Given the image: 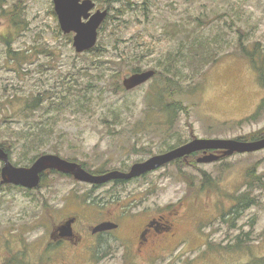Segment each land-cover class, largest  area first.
<instances>
[{
  "label": "rangeland",
  "instance_id": "rangeland-1",
  "mask_svg": "<svg viewBox=\"0 0 264 264\" xmlns=\"http://www.w3.org/2000/svg\"><path fill=\"white\" fill-rule=\"evenodd\" d=\"M94 1L109 10L100 56L75 50V33L62 31L53 0H4L0 146L15 166L58 153L90 172L128 171L195 138L264 135V0ZM170 64L179 70L170 83L182 106L173 113L148 106L173 78ZM133 67L158 74L127 90ZM223 152L207 151L220 158L206 163L199 151L125 183L93 185L48 170L32 190L1 185L0 159V264H63L46 250L52 226L83 208L121 205L156 214L179 207L185 243L155 264H264V148ZM103 251L113 252L68 260L149 263L125 260L116 245Z\"/></svg>",
  "mask_w": 264,
  "mask_h": 264
},
{
  "label": "water",
  "instance_id": "water-1",
  "mask_svg": "<svg viewBox=\"0 0 264 264\" xmlns=\"http://www.w3.org/2000/svg\"><path fill=\"white\" fill-rule=\"evenodd\" d=\"M53 2L62 31L66 34L75 33L73 37L75 50L82 53L94 48L98 42L99 29L107 18L109 10L96 9L97 3L94 0H53ZM155 75L156 70L154 69L134 72L124 78L123 85L127 90H132L147 83ZM263 148L264 137L250 141L195 138L165 153L137 162L128 171L111 170L102 174H94L85 169L81 163L67 160L58 154L52 153L39 156L31 166H15L11 162L7 151L0 146V159L4 162L1 170V182L33 189L39 186L42 173L49 169H55L62 173L71 174L79 181L101 185L112 180L128 181L140 177L176 159L187 157L199 151H204L206 154L200 157L198 162L210 163L219 160L220 155L207 153L209 150H223V156H228L235 153H250ZM98 229H109V225L103 224Z\"/></svg>",
  "mask_w": 264,
  "mask_h": 264
},
{
  "label": "flooded vegetation",
  "instance_id": "flooded-vegetation-1",
  "mask_svg": "<svg viewBox=\"0 0 264 264\" xmlns=\"http://www.w3.org/2000/svg\"><path fill=\"white\" fill-rule=\"evenodd\" d=\"M7 153L10 158V153L8 151ZM47 173L49 172L42 173L41 178L43 179ZM1 185L32 190L21 185L2 183ZM126 207L118 206L117 211L88 207L83 208L84 210L78 213V216L67 215L65 219L52 226L46 250H53L61 257L63 264H73L68 257L71 256L73 259L81 253L86 254L90 260L107 259L113 251L104 252L103 250L106 244H110L116 245L122 251L125 260L142 259L148 261V264H155L167 259L169 254L164 251L177 249L185 243L179 228L181 217L179 207L164 214H156L146 209L132 212L124 209ZM91 214H95L96 219H91ZM135 217H137L136 223L133 222ZM82 218L88 222L82 223ZM126 219L129 223L124 224ZM103 224H108L109 229H98Z\"/></svg>",
  "mask_w": 264,
  "mask_h": 264
},
{
  "label": "trees",
  "instance_id": "trees-1",
  "mask_svg": "<svg viewBox=\"0 0 264 264\" xmlns=\"http://www.w3.org/2000/svg\"><path fill=\"white\" fill-rule=\"evenodd\" d=\"M105 2H107L108 4L109 3H115V2H117V1H120V0H104ZM4 7V0H0V9H4L3 8ZM13 19H15V16H13L12 17ZM89 51H91V53H93V54H95L96 56H100L101 54V52H100V50H99V47L97 46V47H95V48H92L91 50H89ZM244 53H246V52H244ZM249 55V54H248ZM254 63V65H255V62H253ZM165 69H166V71H167V73L169 74V75H171V77H173V78H167V84H168V86H167V84H166V88H164V90L163 91H159L158 92V94H157V96L155 97V95H154V98H151V100H149V103H148V106L149 107H152V108H154V107H160L161 109H163V110H165V111H167L168 113H173V112H177L178 111V109H180L182 106H181V102H177V101H175L174 99H173V97H174V95L176 94V91H174V89H173V84H171L170 83V81H174V79H176V77H179V70H178V67L177 66H175V65H172V64H170V65H166V67H165ZM140 71V69L138 68V67H133V72H139ZM178 72L177 74H173L172 72ZM157 73V72H156ZM158 74V73H157ZM260 78L261 79H264V75L263 74H260ZM167 97H170L171 98V101H167L166 102V100L165 99H167ZM260 135V136H259ZM264 135H261V134H258V135H255L252 139H259V138H261V137H263ZM3 147V146H2ZM5 149V148H4ZM6 150V149H5ZM7 151V150H6ZM58 154V153H57ZM60 155V154H59ZM36 159V157L33 159V161ZM73 161H77L76 159L74 160L73 159ZM81 164H82V166L84 167V168H86V165H85V163L84 162H81ZM55 171H57V170H55ZM57 172H59V171H57ZM92 173H96V174H100V173H103V171L102 172H93V171H91ZM61 174H63L62 172H60ZM64 174H66V173H64ZM120 182V183H125L126 181L125 180H117V182Z\"/></svg>",
  "mask_w": 264,
  "mask_h": 264
}]
</instances>
